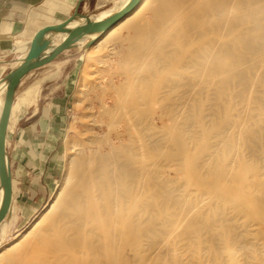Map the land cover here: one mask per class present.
<instances>
[{
  "label": "bare ground",
  "instance_id": "1",
  "mask_svg": "<svg viewBox=\"0 0 264 264\" xmlns=\"http://www.w3.org/2000/svg\"><path fill=\"white\" fill-rule=\"evenodd\" d=\"M144 13L163 25L164 45L153 48L160 55L145 87L120 108L125 131L96 134L81 149L68 140L66 194L25 233L27 253L7 255L12 264H264V0H142L87 45ZM54 43L34 49L26 66Z\"/></svg>",
  "mask_w": 264,
  "mask_h": 264
},
{
  "label": "crops",
  "instance_id": "2",
  "mask_svg": "<svg viewBox=\"0 0 264 264\" xmlns=\"http://www.w3.org/2000/svg\"><path fill=\"white\" fill-rule=\"evenodd\" d=\"M117 2L0 0V69H5L2 77L8 75L32 37L45 28L64 24L78 6L80 17L95 19L108 13ZM87 46L80 43L56 50L58 55L52 63L24 77L12 101L13 113L15 109L20 113L12 115L18 128L8 148L13 181L11 240L19 228L36 218L41 200L59 179L62 141L89 51Z\"/></svg>",
  "mask_w": 264,
  "mask_h": 264
},
{
  "label": "rangeland",
  "instance_id": "3",
  "mask_svg": "<svg viewBox=\"0 0 264 264\" xmlns=\"http://www.w3.org/2000/svg\"><path fill=\"white\" fill-rule=\"evenodd\" d=\"M143 19L150 21L146 23L143 22ZM134 23H140L138 30L132 28L131 25ZM163 45V25L159 24L157 27L153 22V15L144 13L136 22L134 21L120 30L118 36L106 39L100 45L87 48L89 51L81 71L82 76L79 87L71 106L70 123L62 141L60 159L62 166L59 179L47 191L44 201L41 200L36 218L19 228L12 240L6 245L12 249L0 254V264H12L6 257L17 251L20 246L24 247L30 241L29 237H24V235L33 222L39 216L48 218L53 214V212H50L51 207L48 208L52 200L57 199L58 203L62 202L68 189L64 185V176L67 172L68 140L73 139L77 146L76 149H81L88 147V140L94 138L96 134L108 139L116 138L119 131H125L126 120L122 117L120 108L130 99L133 94V88L142 89L145 87V74L149 71V65L160 55V52L155 53L153 48L155 46L162 47ZM4 78L1 77L0 80ZM13 108L14 105L11 103L8 116L9 126L13 127V131L11 138H9V143L10 139L14 141L17 133L16 129L18 128L17 124H14V118L12 117L14 114ZM19 113L18 111V115ZM127 142L128 139L124 136L122 142L116 141L115 144L119 146L121 143ZM85 159L86 156L82 155L79 161H85ZM156 160L157 157L152 154L148 161L155 163ZM155 172H148L149 179L158 177ZM29 247L25 246V254Z\"/></svg>",
  "mask_w": 264,
  "mask_h": 264
},
{
  "label": "water",
  "instance_id": "4",
  "mask_svg": "<svg viewBox=\"0 0 264 264\" xmlns=\"http://www.w3.org/2000/svg\"><path fill=\"white\" fill-rule=\"evenodd\" d=\"M141 2L142 0H127L126 5L118 13L97 23L90 24L87 27L72 28L71 25L76 18L80 17L78 14V6L73 16L64 24L45 28L32 37V39L24 45L10 72L3 79L4 88L0 95V223L5 225V229L0 235V250L10 242L13 226V181L8 149L10 127L9 116L6 113L7 105L12 103L24 77L52 63L54 58L58 55L56 50L80 43L95 42L129 16ZM61 38L65 40L54 43V45L52 44L38 64L26 66V62L34 49L46 44H51ZM90 46L91 45H88L87 48ZM7 193L9 194L8 202L5 200Z\"/></svg>",
  "mask_w": 264,
  "mask_h": 264
}]
</instances>
